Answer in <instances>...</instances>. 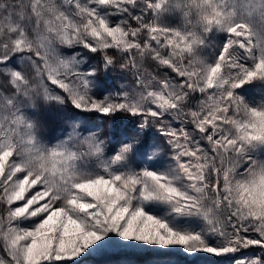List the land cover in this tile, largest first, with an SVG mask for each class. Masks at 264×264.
Masks as SVG:
<instances>
[{"label":"snow or ice","instance_id":"snow-or-ice-1","mask_svg":"<svg viewBox=\"0 0 264 264\" xmlns=\"http://www.w3.org/2000/svg\"><path fill=\"white\" fill-rule=\"evenodd\" d=\"M128 250L264 264V0H0V264Z\"/></svg>","mask_w":264,"mask_h":264},{"label":"rangeland","instance_id":"rangeland-1","mask_svg":"<svg viewBox=\"0 0 264 264\" xmlns=\"http://www.w3.org/2000/svg\"><path fill=\"white\" fill-rule=\"evenodd\" d=\"M101 79L103 77L101 76ZM112 82L116 84L118 87L120 81L117 77L112 76ZM121 120L125 119L124 117H120ZM96 123L100 124V121ZM56 122L53 119H46L44 121V130L42 131V135L47 138L52 135H56ZM101 135L107 138V136L112 132V125L109 123L101 124ZM110 254H104L102 257L104 258ZM114 261L110 264H186L183 256L178 253L170 254L166 257L157 256L153 253H140L137 251L128 250L119 254H111ZM209 257L207 256H199L195 259L189 258L190 264H209ZM86 264H94V263H86Z\"/></svg>","mask_w":264,"mask_h":264},{"label":"flooded vegetation","instance_id":"flooded-vegetation-1","mask_svg":"<svg viewBox=\"0 0 264 264\" xmlns=\"http://www.w3.org/2000/svg\"><path fill=\"white\" fill-rule=\"evenodd\" d=\"M103 255L88 256L82 261V264H86V263L110 264L114 261L111 254L110 256L109 255L105 256L104 258L102 257Z\"/></svg>","mask_w":264,"mask_h":264},{"label":"trees","instance_id":"trees-1","mask_svg":"<svg viewBox=\"0 0 264 264\" xmlns=\"http://www.w3.org/2000/svg\"><path fill=\"white\" fill-rule=\"evenodd\" d=\"M112 83H113V82H112ZM113 84H114V83H113ZM114 85H115V87H118L116 84H114ZM118 119H119V120H121V118H120V117H119Z\"/></svg>","mask_w":264,"mask_h":264}]
</instances>
